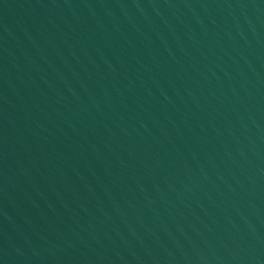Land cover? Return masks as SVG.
Here are the masks:
<instances>
[{"label":"water","instance_id":"1","mask_svg":"<svg viewBox=\"0 0 264 264\" xmlns=\"http://www.w3.org/2000/svg\"><path fill=\"white\" fill-rule=\"evenodd\" d=\"M0 264H264V0H0Z\"/></svg>","mask_w":264,"mask_h":264}]
</instances>
